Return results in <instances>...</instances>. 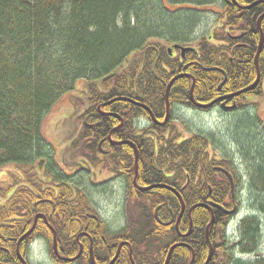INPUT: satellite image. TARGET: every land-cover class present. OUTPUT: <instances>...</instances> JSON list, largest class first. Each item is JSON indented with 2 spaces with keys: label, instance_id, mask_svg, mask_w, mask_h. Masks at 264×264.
<instances>
[{
  "label": "trees",
  "instance_id": "16d2710c",
  "mask_svg": "<svg viewBox=\"0 0 264 264\" xmlns=\"http://www.w3.org/2000/svg\"><path fill=\"white\" fill-rule=\"evenodd\" d=\"M165 1L178 7L170 10ZM216 1L0 0V167L6 164L24 167L23 177L13 180V185L0 186V264H24L17 256L16 243L31 228L36 214L43 213L47 217L56 230L59 250L69 256L76 253L75 235L86 227L84 214H96L90 205L84 207L88 200L86 192L80 197L77 195L78 186L70 183L69 175L53 160L51 144L42 134L45 115L79 80L87 81V115L92 126L85 123L80 138L70 142L67 151L75 155L81 141L80 151L86 159L76 161V167L89 170V164L98 165L103 161L108 168L123 169L133 191L131 198L137 200L138 213L134 215L132 230L124 228L113 232L102 220L99 228L90 224L107 243L114 244L113 248L105 250L104 263L114 256L119 242L126 240L131 244L135 264H163L169 247L182 239L173 224H158L154 214L160 205L159 219H168L169 209L177 215L180 199L167 188H154L142 194L134 190L131 146L113 147L109 156L101 153L100 142L102 149L111 147L101 139L119 124V120L100 113L97 109L100 104L102 111L122 116L124 126L132 128V133H142L132 137L139 152L138 184L165 183L180 187L188 176L190 182L184 192H180L186 209L207 201L225 209L232 208L231 183L225 174L215 171L214 166L229 170L238 188L242 174L227 152L214 149V135L198 132L177 142L178 134L171 138L166 134L172 124L160 127L144 108L123 100L104 104L115 97L126 96L147 104L154 117L162 120L166 113V83L178 74L194 78L193 98L201 104L251 85L257 77L255 55L260 40L257 20L264 13V3L242 9L239 5L256 0H235L237 4L221 0L220 12L206 9ZM208 11L216 15L215 24L195 40L194 50L185 52L183 57L178 50L169 55L163 42L190 45L194 30ZM261 28L264 34V16ZM258 67L260 80L252 91L222 98L207 108H199L190 101L191 78L182 76L170 87V110L173 105L203 111L218 107L221 112L243 108L240 99L245 94H264V41ZM233 104L236 107L231 109ZM256 118L259 124L250 115L242 120L250 131L244 134L245 144L240 142V133L236 137L240 138L238 147L250 170L249 187L255 200L251 206L264 215V139L252 133L258 126L264 128V123ZM172 129L174 132V126ZM113 136L128 138L118 132ZM45 172L50 175L45 176ZM39 173L42 180L37 179ZM166 173L172 176L166 177ZM208 186L212 188L211 194H208ZM191 218L192 241L189 242L195 254L194 264H203L209 250L204 233L211 213L200 206L192 210ZM229 220L221 210L214 209V222L209 230L214 252L209 264H264V257L254 261L235 257L236 253L249 254L255 250L261 232L258 216L243 218L238 223L236 238L226 234ZM178 228L180 232L188 230L187 216ZM98 237L100 240L101 236ZM36 238L47 241L50 256L56 262L68 263L56 259L52 232L43 218L38 217L34 230L19 245V253L26 264H29L26 259L29 244ZM63 247H67L65 251ZM189 249L185 246L175 248L168 264H188ZM129 252V247L123 246L115 264H131ZM78 262L91 264L87 255Z\"/></svg>",
  "mask_w": 264,
  "mask_h": 264
},
{
  "label": "rangeland",
  "instance_id": "374dc122",
  "mask_svg": "<svg viewBox=\"0 0 264 264\" xmlns=\"http://www.w3.org/2000/svg\"><path fill=\"white\" fill-rule=\"evenodd\" d=\"M221 4V0H217L214 5L208 6L206 9L220 12ZM165 5L168 6L170 10H174L178 7L177 5L167 4L166 1ZM204 17L205 18L201 24L194 30L192 40L188 42L191 46L195 45V40L200 35L207 33L215 24L216 15L213 14L212 11L204 13ZM163 44L169 46L168 42H163ZM188 77L191 78L189 75ZM96 84L99 85L98 82H96ZM86 85V80H79L75 83L71 91L65 93L59 98L56 104L44 117L42 134L51 144L50 151L53 154V160L65 173L68 172V180L70 183L78 186L77 195L80 197L86 192L88 200L84 202V207L90 205L94 211L97 210L95 213H98V216L110 231H117L124 228L132 230L134 228V220L136 219V216L134 215L138 213L136 210L137 200H132L127 183L114 180L106 185L97 184L108 176V172L117 169L108 168L103 161L97 163L98 165H96L95 162L94 164L92 163V166H97L99 168H97V171L92 174V181L96 183L93 185L89 181V177L87 178V176H89V171L76 167V161L81 162V158L86 159L85 154L80 151V148H83V143L81 141L79 142L78 146H80L75 151V155L67 151L70 142L73 143V140L77 139L78 141V138H80V134H82L84 130V124L87 123L88 125L90 123L87 115L89 101L87 93L85 92L87 90ZM240 104L245 107L227 112H221L218 107L203 111L198 108L189 109L178 105H173L170 110L169 104L167 119L169 120L168 123L172 124L171 127L173 128L174 126L175 131L173 132V129L170 127V130L166 132H169L167 135L168 138L175 137V135L178 134L179 136L176 139L177 142H180L182 139L198 132L210 134L212 136L214 135L216 138L214 149H217L221 153L227 152L229 156L234 159L239 167L240 173L242 174V178L240 177V187L238 188L239 191L236 196L238 210L237 213L230 218L226 228V234L231 238H236L238 223L247 216L257 215L261 222V232L255 250L249 254H235L237 259L254 261L258 258L261 259L264 257V215L255 212L251 206L252 202L255 200L249 187L248 175L250 170L247 168L248 163L244 162V156L238 147V141L240 138H237L236 136L240 133V142L245 144L244 137H246V134L250 133L249 129L243 125L244 123L242 120L245 115H250L259 124L260 122L256 118L257 116L264 123V94L262 96L245 94L243 98L240 99ZM235 107L236 105L231 109ZM84 116H87L86 120H84ZM156 123L159 124L158 121ZM238 124L239 127H237ZM261 126H258L257 129H253L252 133L260 134L261 138L264 139V128ZM233 136H235V139ZM211 152V155H213V151ZM99 165L102 167L103 171L100 170L101 167ZM22 168L24 167L18 164H6L1 166L0 186L7 187L9 184L13 185V180L22 176ZM40 175L41 174L39 173V177L37 176V179L39 180L42 178ZM44 175L49 176L50 174L45 172ZM234 189L235 185L233 181V188L231 187L232 195H234ZM74 198L76 199L77 196ZM106 238H108V235H106ZM69 258L72 257L69 256ZM26 259L29 264H59L51 259L47 241L43 238H36L30 242ZM75 261L68 263L81 264L78 260L77 262Z\"/></svg>",
  "mask_w": 264,
  "mask_h": 264
},
{
  "label": "flooded vegetation",
  "instance_id": "af4514ba",
  "mask_svg": "<svg viewBox=\"0 0 264 264\" xmlns=\"http://www.w3.org/2000/svg\"><path fill=\"white\" fill-rule=\"evenodd\" d=\"M173 44H171L170 46H172ZM169 46V47H170ZM169 47H167V50L169 49ZM179 51V50H178ZM177 53V49H173L172 48V51H171V54H169V55H174V54H176ZM180 53V52H179ZM164 68H166L165 66H163ZM162 82H164L163 80H162ZM222 105H224V104H222ZM101 107H102V105H101ZM105 112V111H104ZM105 113H108V112H105ZM113 116H115V115H113ZM86 117L87 116H84V120H86ZM115 117H118V120H119V124H117V125H115L109 132H108V135L106 136V137H104V138H102L101 139V141H106V146H111L110 147V149H102L100 146V143H99V148H100V151H101V153L102 154H104L105 156H109L110 154H112L111 152H112V148L114 147V148H118V147H121L123 144H128V145H130L131 146V148H132V150H133V152H134V149H133V144H135L134 142H133V140H132V137L133 138H135L136 136H137V134L138 133H140V134H142L140 131L139 132H135V133H132L131 131H133L132 130V128H131V130L128 128V127H125L124 126V119H123V117L122 116H115ZM165 118V117H164ZM164 118L162 119V120H158V121H160V123L161 124H157V125H159L160 127H162V126H165L168 122H169V120L168 119H166L167 121H165V122H163L164 121ZM149 123V122H148ZM89 126H92V124L91 125H89ZM167 131H169V128L167 129ZM114 132H118V133H120V134H122L123 136L125 135L126 137L128 136V138H126V139H117V138H115L114 136H113V133ZM128 132L131 134V136H130V134H128ZM140 134H138V135H140ZM166 134L168 135V132H166ZM147 137V136H146ZM145 137V138H146ZM149 137H151L150 135H149ZM142 141L144 140L143 138L141 139ZM141 141V142H142ZM107 142L109 143V145L107 144ZM114 142V143H113ZM115 142H123V143H115ZM79 163V162H78ZM90 165V168H89V170H88V168L86 169V170H88L89 171V174H90V177H89V181L93 184V185H95L96 183L95 182H93L92 181V174H94L96 171H97V168L98 167H94V166H92L91 164H89ZM100 166V165H99ZM85 167V166H84ZM101 167V166H100ZM86 168V167H85ZM99 169V168H98ZM138 169H139V167H138ZM214 169H215V171H217V172H222L223 174H225L221 169H224V168H222V167H220V166H214ZM100 170H102V167H101V169ZM224 170H226V169H224ZM103 171V170H102ZM228 172H229V170H227ZM230 173V172H229ZM67 175H68V172L66 173ZM138 175V174H137ZM214 176L216 175L217 176V174L216 173H214L213 174ZM226 175V174H225ZM169 176H172V174H170V173H166V177H169ZM134 177V176H133ZM114 180H119V181H122V182H126L127 183V186H128V189H129V193H133V191L131 190V187H130V185H129V183H128V181H127V177H126V172L123 170V169H117V170H115V171H110V172H108V176L106 177V178H104L102 181H100V182H98L97 184H99V185H106V184H108L110 181H114ZM136 182H137V177H136ZM190 182V178H188V176H187V179H186V182L182 185V186H176V185H168V186H170V187H172V188H174L179 194H180V192H184V190H185V187H186V185L188 184ZM162 184H165V183H162ZM132 185H133V187H134V190L137 192V193H140V194H142V193H144V192H149L148 190H145V191H140V190H138L137 189V187L136 186H134V184H133V178H132ZM137 185H139L140 187H145V186H148V185H141V184H138L137 183ZM165 185H167V184H165ZM151 190V189H150ZM171 191V190H170ZM234 195H232V198L234 199V204L232 205V208H230V209H226L227 211H230V210H232L233 208H235V212L234 213H232V214H229V213H226V212H224V211H222L223 212V214H224V216H229V219L232 217V216H234L236 213H237V210H238V202L236 201L237 200V198L235 199V197H236V195H237V193H238V187H235V189H234ZM171 192H173V191H171ZM175 195H176V193L175 192H173ZM212 193V188H211V186H208V194H211ZM177 196V195H176ZM45 200H47V199H45ZM47 201H50V200H47ZM209 201H207L206 203H208ZM157 207H159V208H161V206L159 205V206H157ZM159 208H158V211H159ZM214 209H216V208H213V212H214ZM180 210H181V208H180ZM209 210V209H208ZM218 210V209H217ZM96 212H97V210H95ZM158 211H157V214H158ZM169 213H170V216H169V218L168 219H166V220H161V219H159V221H157V223L158 224H161V225H163V226H171L172 224H173V226H174V228L176 229V231H177V233L179 234V237L182 239V240H178L177 242H174L172 245H174V244H176V243H182V244H187V245H189L190 247H192V244L189 242V240L190 241H192V239L190 238V236H191V234H192V226H193V223H192V218L190 219L189 218V215H188V209H186V207H185V210H184V212H183V214L179 217V213H180V211H179V213L176 215L175 213H173L172 212V210H170L169 209ZM192 213V212H191ZM188 217L189 218V228H188V230L187 231H185V232H183V231H179V228H178V226L180 225V223L184 220V218L185 217ZM84 219H86V227H84L83 229H81L76 235H75V242H76V246H77V248H76V253L73 255V256H70V257H74V256H76L78 253H79V256H78V258L76 259V261L75 262H77V260H79L80 258H82V257H85V255H87L88 256V258L90 259V262H91V255L93 256V259H94V263L95 264H108L111 260H112V258L115 256V254L117 253V249H118V246H119V244L120 243H122V246H121V249H120V251H119V255H120V253H121V251H122V247L123 246H128L129 247V250H130V242L129 241H126V240H122V241H120L119 242V244L117 245V247H116V250H115V254H114V256L113 257H111V259H108L107 260V262L106 263H104V260H105V250H107V249H111V248H113V246H114V244L112 243V244H110V243H107V240L105 239V237L103 236V235H99L98 234V232H97V230L96 229H94V227L93 226H91L90 224H96V227L97 228H99L100 227V223H101V218L98 216V213L97 214H93V213H85L84 214V217H83ZM190 222L192 223V224H190ZM91 226V227H90ZM211 227V226H210ZM87 229H90V231L88 230L87 231ZM205 230H206V227H205ZM209 230H210V228H209ZM117 231H119V230H117ZM114 232V231H113ZM187 234V235H186ZM205 234V233H204ZM185 235V236H184ZM98 236H101L100 237V240H99V237ZM208 237H209V231H208ZM205 239H206V237H205ZM210 240V239H209ZM207 241V240H206ZM208 243V242H207ZM211 243V242H210ZM212 244V243H211ZM171 245V246H172ZM170 246V247H171ZM178 246H184V245H178ZM177 246V247H178ZM176 247V248H177ZM185 247H187V246H185ZM213 247V246H212ZM66 248L67 247H63L62 248V250L63 251H65L66 250ZM188 248V247H187ZM192 249V248H191ZM191 249H189V251L191 252V256H192V251H191ZM208 249H209V244H208ZM175 250V249H174ZM173 250V251H174ZM193 250V249H192ZM61 252V251H60ZM208 252H209V250H208ZM213 252H214V248H213ZM173 253V252H172ZM119 255H118V257H117V259L119 258ZM69 256V255H68ZM191 256H190V259H189V261H188V264H189V262H190V260H191ZM195 256V255H194ZM129 257H130V253H129ZM207 257H208V254H207ZM207 257H206V259H207ZM195 258V257H194ZM117 259L113 262V264H115V262L117 261ZM206 259L203 261V264H204V262L206 261ZM69 264V263H68ZM91 264H92V262H91ZM193 264H194V260H193ZM209 264V263H208Z\"/></svg>",
  "mask_w": 264,
  "mask_h": 264
},
{
  "label": "water",
  "instance_id": "95a60500",
  "mask_svg": "<svg viewBox=\"0 0 264 264\" xmlns=\"http://www.w3.org/2000/svg\"><path fill=\"white\" fill-rule=\"evenodd\" d=\"M232 1H233L235 4H237V2H236L235 0H232ZM258 3H264V0H256V1H254L253 3L248 4V5H239V7L242 8V9H249V8H251L253 5L258 4ZM263 16H264V13H263L262 15H260L259 18H258V20H257V26H258V29H259V32H260V40H259V45H258V49H257L256 55H255V64H256V68H257V77H256L255 81H254L251 85H249V86H247V87H245V88H243V89H241V90H239V91H236V92L231 93V94H228V95H226V96H224V97H221V98L215 99V100H213V101H211V102H209V103L201 104V103L196 102L195 99L193 98L194 78L191 77L192 84H191L190 91H189V99H190V101H191L195 106H197V107H199V108H207V107L212 106L213 104H215L218 100H220V99H222V98L235 97V96H238V95H240V94H244V93H247V92H249V91H252V90L258 85L259 80H260V72H259V67H258V55H259V52H260V49H261L262 43H263V41H264V34H263V31H262V28H261V20H262V17H263ZM173 48H175V49H179L180 52H181V55H182V56H184L185 52L193 51V50H194V48H192V47H183V46H181V45H174ZM168 52H169V54H171V48H169ZM204 69L209 70L208 68H204ZM212 69H217V68H212ZM112 75H113V74L109 75L108 77L104 78L103 80L110 78ZM188 75H189V74H178V75H176L175 77H173V78L168 82V84H167V86H166V89H165L166 116H165V120H164V121H166V119H167V117H168V108H169L168 95H169V89H170L172 83H173L177 78H180V77H182V76H188ZM189 76H190V75H189ZM120 100L127 101V102L133 103V104H135V105H138V106L144 108L145 110H147L148 112L151 113L150 108H149L147 105H145L144 103H141V102L135 101V100H133V99H131V98L123 97V96L115 97V98L109 100L108 102H105L104 104H110V103H112V102L120 101ZM100 107H101V104L98 106V110L100 111V113L117 116L116 114H113V113H105V112L101 111ZM232 107H234V104L231 106V108H232ZM151 114H152V113H151ZM113 143H114V142H113ZM115 143H123V142H115ZM132 146H133V149H134V156H135V157H134V177H133V184H134V186H136L137 189L140 190V191L150 190V189H153V188H167V189H169V190L175 192L176 195H177V197H178V198L180 199V201H181V210H180V213H179V217H180V216L183 214L184 210H185V204H184V202H183V200H182L180 194H179L174 188H172V187H170V186H168V185H165V184H151V185H148V186H145V187H140L139 185H137L136 177H137V173H138V158H139V154H138V150H137V148H136V145L133 144ZM221 170H222V171L228 176V178H229V180H230V183H231V187L233 188V180H232V176H231L226 170H224V169H221ZM200 206L209 209V211L211 212V219H210L209 223L206 225V232H205V233H206V234H205V237H206V240H207V242H208V244H209V252H208V257H207L206 261L204 262V264H208V262L211 260V257H212V255H213V247H212V244L210 243V241H209V237H208V231H209V228H210V226L212 225V223L214 222V212H213V208H216V209H218V210H222V211H224V212H226V213H229V214L234 213V212H235V208H233V209L230 210V211H227V210H225L221 205L216 204V203H213V202H208V203H197V204L192 205V206L188 209V215H189V218H190V219H191V212H192V210H193L194 208H196V207H200ZM158 208H159V207H157L156 210H155V218H156L157 221H159V220H158V217H157V211H158ZM38 216H39V214H36V215H35V217H34V221H33V224H32V226H31V228H30L25 234H23V235L17 240V243H16V252H17V256L23 261L24 264H26V261L23 259V257H22L21 254L19 253V245H20L21 241L33 231V229H34V227H35V225H36V223H37ZM190 224H192V223L190 222ZM48 227L52 230V236H53V237H52L53 248H54L55 252L57 253V237H56V232H55V230H54L50 225H48ZM186 235H187V234H186ZM184 236H185V235H184ZM178 245H184V246H187L188 248H190L189 245H187V244H182V243H176V244L172 245V246L169 248V251H168V253H167V256H166L165 261H164L163 264H168V263H169V260H170L171 254H172L173 250H174ZM121 246H122V243L119 244L118 249H117V253L115 254V256L112 258V260H111L108 264H113V262L117 259L118 255H119V251H120V249H121ZM131 254H132V249H131V247H130V259H131V263L134 264V261L132 260V256H131ZM78 256H79V253H78L76 256L72 257V258H65V260L68 261V262H72V261H75V260L78 258ZM193 259H194V252L192 251V258H191L189 264H193ZM91 262H92V264H95L92 255H91Z\"/></svg>",
  "mask_w": 264,
  "mask_h": 264
},
{
  "label": "bare ground",
  "instance_id": "6f19581e",
  "mask_svg": "<svg viewBox=\"0 0 264 264\" xmlns=\"http://www.w3.org/2000/svg\"><path fill=\"white\" fill-rule=\"evenodd\" d=\"M41 201H43V200H40V202ZM39 214V216L38 217H42L43 218V220H44V222H45V224H46V226L48 227V225H50L54 230H55V228L48 222V220H47V217L43 214V213H38ZM33 224V223H32ZM32 226V225H31ZM36 226V225H35ZM35 228V227H34ZM49 228V227H48ZM50 229V228H49ZM34 230V229H33ZM51 230V229H50ZM51 232H52V230H51ZM55 232H56V230H55ZM56 236H57V233H56ZM52 247H53V241H52ZM53 251H54V255H55V257H56V259H58V260H60V261H64V262H66V260H65V258H69V256L68 255H66V254H63V253H61L60 252V250H59V248H58V242H57V253L55 252V250H54V248H53ZM50 254V253H49ZM51 257V256H50ZM51 259L54 261V262H56L52 257H51ZM56 263H58V262H56ZM209 263V262H208ZM59 264H62V263H59Z\"/></svg>",
  "mask_w": 264,
  "mask_h": 264
}]
</instances>
